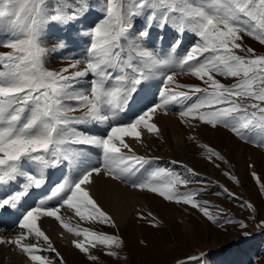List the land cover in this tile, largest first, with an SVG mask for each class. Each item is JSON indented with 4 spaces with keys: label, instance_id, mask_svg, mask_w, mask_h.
<instances>
[{
    "label": "snow or ice",
    "instance_id": "6c2138e0",
    "mask_svg": "<svg viewBox=\"0 0 264 264\" xmlns=\"http://www.w3.org/2000/svg\"><path fill=\"white\" fill-rule=\"evenodd\" d=\"M95 6L102 15L84 33L90 38L84 59L60 71L46 68L48 30L77 22ZM141 19L145 26L137 30ZM173 25L198 42L177 56V40L161 56L149 46L151 31ZM0 33L8 37L0 47L10 50L0 51V191L19 185L0 196V209L24 208L30 190L42 189L51 169L63 166L73 172L72 179H63L22 212L15 237H0V245H12L29 264H64L40 226L44 218L75 236L72 245L89 261L100 259L94 254L98 248L120 258L116 249L123 247L122 238L95 229L117 227L89 191L94 175L101 173L217 221L209 202L196 198L199 191L179 190L193 181L171 170L145 168L156 158L138 154L133 145L143 146L145 135L159 137L158 114L175 109L189 128L222 126L264 147V55L243 43L248 35L264 44V0H95V5L92 0H0ZM56 47L66 45L60 41ZM175 68L205 87L178 82ZM157 76L158 90L149 99ZM217 76L236 82L226 85ZM138 101L139 110L125 121ZM85 148L99 150L95 161ZM247 207L254 211L252 204ZM62 209L72 216H62ZM149 217L159 227L151 212L140 219Z\"/></svg>",
    "mask_w": 264,
    "mask_h": 264
},
{
    "label": "rangeland",
    "instance_id": "374dc122",
    "mask_svg": "<svg viewBox=\"0 0 264 264\" xmlns=\"http://www.w3.org/2000/svg\"><path fill=\"white\" fill-rule=\"evenodd\" d=\"M92 3L95 5V0H92ZM101 15L99 6H95L92 11L82 14V18L77 22L64 27H51L44 39V47L49 49L45 61L46 68L60 71L73 62L68 58L66 47L60 49L56 46L60 41L66 43L75 37L85 40L89 44L90 38L84 33ZM144 26L145 22L141 19L136 25V29H143ZM5 38L8 39L6 36ZM177 40H180L181 44L175 51H178L180 55L198 42V38H194L191 32L179 33V30L173 25L163 30L152 29L148 43L157 52L161 43L171 46ZM243 43L254 49L255 54L264 55V44L253 37L244 35ZM0 51L10 50L0 47ZM179 73L182 72L177 74ZM216 78L226 85L236 82L234 78L220 76ZM183 80L190 82L185 84L205 87L200 80L190 74H185ZM172 113H176V111ZM179 124L180 130L181 128L183 130L179 134L185 137L188 146L176 145L174 136H171V147H168L165 142L159 143L158 147L165 155V158L163 157L161 160L160 169L174 171L193 181L187 185V188L179 185V190L199 191L200 194L196 198L209 202L208 207L218 217L217 221L208 220L199 210L198 213L201 216L195 214L197 212L195 211L194 215L183 218L186 210L196 209L183 204L171 205L165 201L168 215L175 228L172 231L166 227L152 226L149 222L151 218L132 221L123 230L121 229V233L117 227L95 225L96 230L102 229L109 234L119 236L124 241L123 247L116 249L120 258L116 259L106 255V261L101 264H264V187H262L264 185V147H258L253 142L241 140L229 129L217 126L227 132L230 139L232 138L230 142L232 145L234 144V148H230L229 144L225 143L221 130L202 123L198 124L195 129L189 128L181 121ZM198 136L203 137L205 141L199 140ZM190 137H195V139ZM206 141L208 146L204 147L203 143ZM252 147L260 154L254 153L255 150ZM180 148L183 153L179 152ZM209 148L213 152H219L224 159H217L212 152L208 151ZM196 153H200V157L209 159L206 161L209 167H204L205 164ZM169 154L173 157L172 161L168 159ZM176 160H184L183 163L188 165H186L187 168L193 169L196 175L189 173L185 165ZM173 161H176V164ZM171 163L175 166L169 169L167 164ZM217 165L219 166L217 167ZM146 197L149 202L156 199L157 202L163 200L154 194H148ZM249 203L253 205L254 211L247 207ZM152 204L154 210L161 214L160 217L168 220V217H164L159 206L155 203ZM151 213L158 222V217L153 212ZM229 221L234 222L230 223ZM175 222H178V225ZM240 222L246 224L247 227H241ZM86 226L89 225L86 224ZM191 228H193V232H190ZM158 230L161 231L158 232ZM64 250H59L64 258V264H96V261H89L79 251L77 254L79 257L72 258L69 256V252ZM99 251L105 253L106 249L94 250L97 253ZM83 258L87 262H82Z\"/></svg>",
    "mask_w": 264,
    "mask_h": 264
},
{
    "label": "bare ground",
    "instance_id": "6f19581e",
    "mask_svg": "<svg viewBox=\"0 0 264 264\" xmlns=\"http://www.w3.org/2000/svg\"><path fill=\"white\" fill-rule=\"evenodd\" d=\"M187 73H179L176 76V80L182 82V83H190L183 80V77ZM155 122L158 124L160 132L159 137L152 136V135H145L144 138V145H137L134 144L133 146L136 148V151L140 155H145L146 157H155L156 159H153L152 162L149 165H146L145 168L147 171H154L157 169H160L161 167V160H163V157L165 158L164 152L160 151V148L158 147V144L161 142H165L168 147H171L172 145V139L171 136H174L176 145H184L188 146L186 144L185 137L183 135H180L179 133L182 132V128L180 130V119L176 113H172L171 111L167 115L158 114L156 117ZM215 129L221 130L224 134L225 143L229 144L230 148H234V144L230 142L231 139L228 136L229 134L225 132L223 129L216 127ZM228 134V135H227ZM231 136V135H230ZM192 138V137H190ZM128 139V138H126ZM199 140H203V137L198 136ZM205 146H208V142L203 143ZM245 146V145H244ZM253 148V147H252ZM93 149V148H92ZM255 151L254 153L260 154L258 150L253 148ZM232 150V149H231ZM96 151V149H95ZM180 153H183L182 149L180 148ZM92 154V150L89 152ZM199 157V159H202V163H204V167H209L206 164V161L209 159L206 157H200V153H196ZM231 154V153H230ZM94 158L96 157V152L92 155ZM254 156V155H253ZM169 161L173 160V157L169 154L168 155ZM96 159H94L95 161ZM179 162H182L181 160H176ZM204 161V162H203ZM176 164V163H175ZM187 165V164H184ZM169 169L174 168L175 165L167 164ZM188 166V165H187ZM93 185L90 186L89 191L93 195V197L97 200V202L104 208L105 211H107L112 218L115 220L117 229L121 233V229L123 230L130 222L140 219L141 214L147 215L148 212H153L159 219V226L161 228L166 227L168 230H173V225L171 223V217L168 215V209L166 208L165 201H158L157 199L155 201H147L146 195L150 194L147 192H141L135 189H132L129 185H126L125 183H121L118 181H113L109 179L107 176H105L103 173H101L98 176L93 177ZM168 204H176L174 202L166 201ZM159 206L160 210L163 212L164 217H168L167 219H163L160 217V213H158L156 210H154L153 204ZM154 204V206H155ZM197 211V212H195ZM197 214L198 216H201L198 213V210L188 211L186 210L184 217L192 216ZM61 215L65 216L67 218L68 216H72L71 211L65 212L63 209L61 210ZM171 215V214H170ZM151 218V217H149ZM177 218V217H175ZM199 218V217H198ZM196 219V218H195ZM78 218H73V223L77 222ZM180 222V221H179ZM40 226L42 230L46 232L47 235L50 236V238L53 240V243L57 250L59 251H66L69 252V256L72 258L79 257L77 256L78 251L71 243L73 239H76L75 236L68 233L66 229H64L62 226L59 225L58 222H56L53 218H44L40 222ZM176 223V222H175ZM178 223V222H177ZM176 223V225H178ZM211 223V222H209ZM8 224L16 225V223L11 222V220H8ZM212 224V223H211ZM193 225V224H192ZM86 226V224L84 225ZM188 226V225H187ZM87 227V226H86ZM9 227L0 225V237L4 238H13L15 237L20 230L18 226H14L13 230L8 229ZM195 228V227H194ZM175 229V228H174ZM193 228H191L192 230ZM163 230V229H162ZM161 230H158L160 232ZM108 233L107 231H105ZM190 232H193L190 231ZM189 232V233H190ZM109 234V233H108ZM160 238V237H159ZM162 239V238H161ZM158 241V239H157ZM167 243V242H166ZM169 245V243H168ZM60 246V248H59ZM65 246V248H64ZM59 251V252H60ZM94 254L98 255L100 259L96 261V264H101L102 262H105L106 255L101 251L99 253L94 252ZM81 255V254H80ZM84 257V255H83ZM86 258V257H85ZM82 262H87L82 260ZM0 264H29L28 260L18 251L16 250L12 245H0Z\"/></svg>",
    "mask_w": 264,
    "mask_h": 264
},
{
    "label": "crops",
    "instance_id": "0c3cea01",
    "mask_svg": "<svg viewBox=\"0 0 264 264\" xmlns=\"http://www.w3.org/2000/svg\"><path fill=\"white\" fill-rule=\"evenodd\" d=\"M180 72V71H179Z\"/></svg>",
    "mask_w": 264,
    "mask_h": 264
}]
</instances>
